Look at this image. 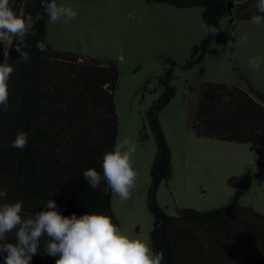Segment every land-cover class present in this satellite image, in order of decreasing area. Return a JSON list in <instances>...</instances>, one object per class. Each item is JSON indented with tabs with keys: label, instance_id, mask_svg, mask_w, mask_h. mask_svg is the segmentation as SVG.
Masks as SVG:
<instances>
[{
	"label": "trees",
	"instance_id": "16d2710c",
	"mask_svg": "<svg viewBox=\"0 0 264 264\" xmlns=\"http://www.w3.org/2000/svg\"><path fill=\"white\" fill-rule=\"evenodd\" d=\"M173 8H200L203 24L218 29L219 20L228 18L251 21L259 14L250 0H143ZM257 1V0H256ZM50 2V0H49ZM57 2V0H56ZM16 11L35 16L43 13L41 0H11ZM47 15L36 22V36H27L31 59L25 63L15 46L9 49V63L14 72L9 80V111L0 110V204L22 202L24 213L45 210L44 202L54 200L65 216L96 212L118 222L111 209V190L102 182L93 189L83 171L95 168L102 172L104 153L117 140V114L114 91L118 66L112 61L82 57L51 47L46 32ZM215 35V34H214ZM205 33L191 46L180 64L171 63L159 76L160 94L145 111L155 152L149 170L146 209L151 218L148 239L155 251H163L162 264H264V215L248 206L229 204L206 211L179 208L167 215L157 203L156 194L171 176V153L159 124V113L174 96L175 70H189L200 65L214 37ZM47 44V51L37 49V41ZM15 44V41H14ZM0 43V62H3ZM246 84L242 90L221 83L200 84L191 116V129L197 138L259 146L264 148V92ZM28 134L27 146H11L17 133ZM231 188L241 187L240 177H230ZM6 239L15 243L14 233ZM47 237L30 264H55L57 257L44 251ZM6 253H0L4 264Z\"/></svg>",
	"mask_w": 264,
	"mask_h": 264
},
{
	"label": "rangeland",
	"instance_id": "374dc122",
	"mask_svg": "<svg viewBox=\"0 0 264 264\" xmlns=\"http://www.w3.org/2000/svg\"><path fill=\"white\" fill-rule=\"evenodd\" d=\"M242 1L233 0L236 4ZM57 4L72 6L77 16L55 24L47 18L51 47L118 66L113 97L116 144L123 138L136 143L132 160L139 175L131 199L121 202L111 192V209L124 232L149 241L146 190L155 142L144 114L160 94L158 76L171 63H182L191 46L202 39L201 9L143 0H57ZM245 35L247 43L241 46L239 41ZM253 56L264 60V25L247 20L230 25L228 18H221L202 63L175 70L174 96L158 116L171 153V176L156 194L167 215H176L179 208L206 211L229 204L248 206L264 215V148L197 138L191 129L196 95L203 82L245 90L246 84L237 74L240 71L252 88L264 92V62L259 70L251 69L248 60ZM230 177H240L241 187L231 188L227 184Z\"/></svg>",
	"mask_w": 264,
	"mask_h": 264
},
{
	"label": "clouds",
	"instance_id": "9594fccd",
	"mask_svg": "<svg viewBox=\"0 0 264 264\" xmlns=\"http://www.w3.org/2000/svg\"><path fill=\"white\" fill-rule=\"evenodd\" d=\"M43 13L35 16L24 11H16L11 0H0V43H3V62H0V110L9 111V80L14 72V64L9 63V49L15 46L20 60L27 63L31 57L24 48L27 47V36H36V22L47 15L50 23L60 20H72L77 12L69 5H58L56 0H41ZM259 14L251 17L254 25H264V0H257L255 5ZM205 33L216 34L217 29L208 24H201ZM248 37H241V46L247 43ZM15 41V44H14ZM39 51H47L45 41H37ZM261 57H250L251 69L261 68ZM28 134L17 133L11 146L23 149L27 146ZM137 151L135 142L128 138L121 139L112 150L104 153L101 161L102 172L95 168L83 171V177L93 188L106 183L105 191L117 196L121 202L131 199L136 188L138 171L132 160ZM6 191L0 190V197ZM45 210L27 215L22 202L0 204V253H6L4 264H30L32 257L40 249L42 237H47L44 251L47 255L57 257L55 264H162L163 251H155L150 241L124 232L113 223L106 214L90 212L77 216L62 215L57 210L54 200L44 202ZM14 233L15 243L8 242L6 237Z\"/></svg>",
	"mask_w": 264,
	"mask_h": 264
},
{
	"label": "water",
	"instance_id": "95a60500",
	"mask_svg": "<svg viewBox=\"0 0 264 264\" xmlns=\"http://www.w3.org/2000/svg\"><path fill=\"white\" fill-rule=\"evenodd\" d=\"M232 7V2L230 1V0H228L227 2H226V8H227V11H228V14H229V9ZM231 20H229V22H230Z\"/></svg>",
	"mask_w": 264,
	"mask_h": 264
},
{
	"label": "crops",
	"instance_id": "0c3cea01",
	"mask_svg": "<svg viewBox=\"0 0 264 264\" xmlns=\"http://www.w3.org/2000/svg\"><path fill=\"white\" fill-rule=\"evenodd\" d=\"M155 152V151H154ZM111 205H112V203H111ZM113 209V208H112ZM137 229V228H136Z\"/></svg>",
	"mask_w": 264,
	"mask_h": 264
}]
</instances>
